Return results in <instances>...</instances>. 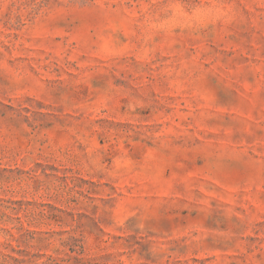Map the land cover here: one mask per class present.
<instances>
[{
	"label": "rangeland",
	"instance_id": "rangeland-1",
	"mask_svg": "<svg viewBox=\"0 0 264 264\" xmlns=\"http://www.w3.org/2000/svg\"><path fill=\"white\" fill-rule=\"evenodd\" d=\"M0 264H264V0H0Z\"/></svg>",
	"mask_w": 264,
	"mask_h": 264
}]
</instances>
